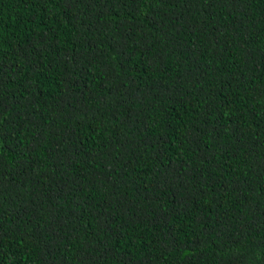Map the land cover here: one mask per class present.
Instances as JSON below:
<instances>
[{"label":"trees","instance_id":"16d2710c","mask_svg":"<svg viewBox=\"0 0 264 264\" xmlns=\"http://www.w3.org/2000/svg\"><path fill=\"white\" fill-rule=\"evenodd\" d=\"M0 264H264V0H0Z\"/></svg>","mask_w":264,"mask_h":264}]
</instances>
